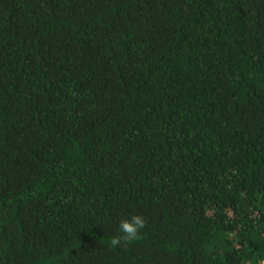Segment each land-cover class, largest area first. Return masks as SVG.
<instances>
[{
	"label": "trees",
	"instance_id": "16d2710c",
	"mask_svg": "<svg viewBox=\"0 0 264 264\" xmlns=\"http://www.w3.org/2000/svg\"><path fill=\"white\" fill-rule=\"evenodd\" d=\"M259 259L264 0H0V264Z\"/></svg>",
	"mask_w": 264,
	"mask_h": 264
},
{
	"label": "clouds",
	"instance_id": "9594fccd",
	"mask_svg": "<svg viewBox=\"0 0 264 264\" xmlns=\"http://www.w3.org/2000/svg\"><path fill=\"white\" fill-rule=\"evenodd\" d=\"M146 227V219L143 215H132L122 219L118 226V235L110 241L111 247H127L141 238V230ZM257 264H264V259H259Z\"/></svg>",
	"mask_w": 264,
	"mask_h": 264
}]
</instances>
